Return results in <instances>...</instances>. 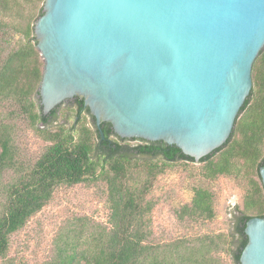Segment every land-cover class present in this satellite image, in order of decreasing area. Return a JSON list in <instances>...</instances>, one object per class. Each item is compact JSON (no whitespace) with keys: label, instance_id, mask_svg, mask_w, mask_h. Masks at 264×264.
Instances as JSON below:
<instances>
[{"label":"trees","instance_id":"1","mask_svg":"<svg viewBox=\"0 0 264 264\" xmlns=\"http://www.w3.org/2000/svg\"><path fill=\"white\" fill-rule=\"evenodd\" d=\"M42 2L40 9L37 4ZM45 0H0V260L7 258L11 237L41 212L60 188L80 184L105 185L109 210L106 225L84 218L69 220L56 233L49 259L43 264H241L248 243L245 226L264 218V50L252 69L253 86L239 111L228 140L199 163L175 145L140 140L123 144L112 125L101 124L104 138L81 97H75L74 124L47 128L58 117L63 102L43 113L39 87L44 61L34 34ZM69 101V100H67ZM91 117L89 122L87 117ZM17 120H26L47 142L31 165L18 162ZM139 140V139H134ZM131 154L146 158H132ZM149 158V159H147ZM200 164L202 177L237 178L248 187L233 231L195 234L167 242L151 240L155 203L148 195L166 167ZM10 180L5 182V178ZM214 196L199 186L189 204L178 211L180 220L211 221Z\"/></svg>","mask_w":264,"mask_h":264},{"label":"water","instance_id":"2","mask_svg":"<svg viewBox=\"0 0 264 264\" xmlns=\"http://www.w3.org/2000/svg\"><path fill=\"white\" fill-rule=\"evenodd\" d=\"M45 115L81 97L99 128L196 163L230 137L264 50V0H45L36 21ZM264 186V165L260 168ZM241 264H264V218Z\"/></svg>","mask_w":264,"mask_h":264},{"label":"rangeland","instance_id":"3","mask_svg":"<svg viewBox=\"0 0 264 264\" xmlns=\"http://www.w3.org/2000/svg\"><path fill=\"white\" fill-rule=\"evenodd\" d=\"M42 5L39 2L37 8L40 9ZM74 110L75 103L66 101L59 108L57 119L47 128L52 130L61 125L72 127L76 117ZM87 118L92 122L91 117ZM113 138L132 146L141 143L140 140L121 141ZM15 139L17 159L24 166L34 163L47 146V142L26 120L16 121ZM131 157L146 159L135 154H131ZM8 180L10 178L7 176L5 182ZM199 186L212 192L215 218L211 221H193L190 218L180 220L178 211L184 204L191 202L193 191ZM246 189V183L237 178L221 176L213 181L205 180L200 164L186 165L178 162L166 167L148 195V199L155 203L150 217L151 240L158 243L195 234L230 233L243 208ZM108 215L104 183L60 188L41 212L32 217L22 230L12 235L9 254L0 260V264H43L49 259L54 237L65 222L79 217L89 224L106 225ZM222 257L231 264L227 256L222 254Z\"/></svg>","mask_w":264,"mask_h":264},{"label":"flooded vegetation","instance_id":"4","mask_svg":"<svg viewBox=\"0 0 264 264\" xmlns=\"http://www.w3.org/2000/svg\"><path fill=\"white\" fill-rule=\"evenodd\" d=\"M71 101H73V99H71Z\"/></svg>","mask_w":264,"mask_h":264}]
</instances>
